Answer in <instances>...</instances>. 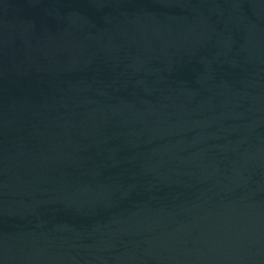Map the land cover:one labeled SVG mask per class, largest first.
Instances as JSON below:
<instances>
[{"label": "water", "instance_id": "obj_1", "mask_svg": "<svg viewBox=\"0 0 264 264\" xmlns=\"http://www.w3.org/2000/svg\"><path fill=\"white\" fill-rule=\"evenodd\" d=\"M0 264H264V0H0Z\"/></svg>", "mask_w": 264, "mask_h": 264}]
</instances>
